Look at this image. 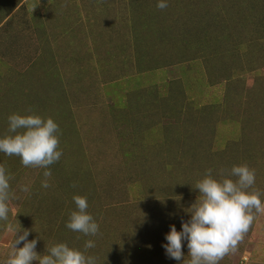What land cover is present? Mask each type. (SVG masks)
I'll return each instance as SVG.
<instances>
[{"label": "rangeland", "instance_id": "374dc122", "mask_svg": "<svg viewBox=\"0 0 264 264\" xmlns=\"http://www.w3.org/2000/svg\"><path fill=\"white\" fill-rule=\"evenodd\" d=\"M157 3L0 0V138L28 108L60 129L50 188L44 169L0 153L19 197L9 218L38 254L92 239L97 264H184L162 245L190 220L206 169L219 179L247 164L264 192V0ZM73 195L87 197L101 235L66 227ZM11 241L0 221V259ZM220 264H264V213Z\"/></svg>", "mask_w": 264, "mask_h": 264}, {"label": "clouds", "instance_id": "9594fccd", "mask_svg": "<svg viewBox=\"0 0 264 264\" xmlns=\"http://www.w3.org/2000/svg\"><path fill=\"white\" fill-rule=\"evenodd\" d=\"M156 7L164 10L167 0H158ZM31 114L13 113L8 116L7 133L0 138V153L17 156L24 167L44 169L42 188H50L52 176L50 166L63 155L59 148L60 129L51 118L42 117L31 108ZM212 169H206L203 177L196 181L199 199L191 206V218L181 222V231L170 225L163 244L166 255L174 260L183 259L184 264H220L228 255L235 253L251 226L256 215L264 213V192L254 187L255 169L247 164L233 165L221 169L219 179L214 178ZM13 176L0 164V221L4 222L6 233L12 237L6 258L0 264H97L94 256L86 255L95 247L92 239L84 243V251L69 247L67 243H55L46 249V254L36 252L37 239L29 241V230L21 229L19 222L10 220L9 203L19 197L12 191ZM75 187V184L73 185ZM19 190L30 194L31 185L22 184ZM76 210L69 213L66 227L84 236L101 235L100 226L88 212L87 197L73 195ZM79 238V237H78ZM187 241L188 259L182 252V242ZM23 243L22 247H19Z\"/></svg>", "mask_w": 264, "mask_h": 264}]
</instances>
